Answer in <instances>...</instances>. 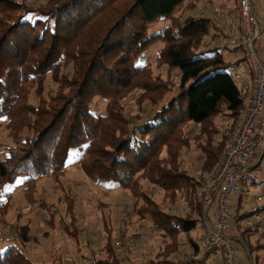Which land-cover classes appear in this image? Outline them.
<instances>
[{
  "label": "trees",
  "instance_id": "1",
  "mask_svg": "<svg viewBox=\"0 0 264 264\" xmlns=\"http://www.w3.org/2000/svg\"><path fill=\"white\" fill-rule=\"evenodd\" d=\"M185 4L186 0H47L33 5L29 0H0L2 228L8 225L13 185L23 179L28 204L40 201L44 208L37 196L39 181L52 177L59 183L66 176L71 153L79 150V166L94 184L130 192L135 215L170 240L159 254L162 261L134 264H207V255L196 258L200 245L191 234L203 222L206 182L202 177L218 168L240 127L246 100L228 69L244 63L246 57L226 62L222 56L226 49L203 46L213 31L215 38L221 29L205 16L181 20L176 14ZM162 21L169 25L151 33ZM161 42L156 61L160 68L166 67L165 78L153 76L151 65H135ZM62 63H72L71 75L61 74ZM49 74L63 90L47 98L41 94L39 103L32 105L31 92ZM137 92L140 108L149 102L154 109L149 118L135 117L132 124L123 102ZM95 98L107 102L105 114L94 113ZM219 116L224 117L225 129L215 122ZM196 129L201 139L200 178L184 167L182 159ZM2 132L9 143L1 142ZM145 183L169 194L172 206L182 199L190 212L179 216L165 210L149 195ZM72 208L71 202L66 209L71 219L66 232L71 236L78 231ZM57 214L54 211L52 218ZM241 217L234 216L235 221ZM105 231L104 258L93 257L92 263L123 264L106 225ZM248 232L242 233L244 240ZM126 234L122 233L121 246L127 244ZM183 234L193 254L169 259L175 252L173 243ZM0 264L36 262L25 245L14 242L0 247Z\"/></svg>",
  "mask_w": 264,
  "mask_h": 264
},
{
  "label": "rangeland",
  "instance_id": "2",
  "mask_svg": "<svg viewBox=\"0 0 264 264\" xmlns=\"http://www.w3.org/2000/svg\"><path fill=\"white\" fill-rule=\"evenodd\" d=\"M33 5L43 4L47 0H29ZM239 0H186V4L176 14L181 20L186 17L205 16L213 20L214 24L219 25L216 32L218 37L212 34L205 39L203 46L209 45V48H224L225 33L220 26L225 28L231 23L238 24ZM191 4L189 8L188 5ZM255 9L257 15L262 20L264 17V0H256ZM169 22L162 21L151 33H158L164 30ZM215 39L212 41V39ZM163 43L156 44L149 48L147 53L136 60L135 65H151L153 76L159 75L161 78L166 77V67L160 68L157 65V57ZM261 60L264 61V41L255 44ZM240 52L222 50L224 60L233 62L241 57ZM72 63L70 65L62 63L61 74L71 75ZM237 87L239 83L235 82ZM63 90V87L52 80V75H46L31 92L29 101L32 105H37L41 94L46 98ZM138 93L131 94L123 102L125 105V117L129 118L132 124H136L135 117L143 119L149 118L154 106L149 102L142 104L143 109L137 104ZM96 115L105 114L107 111V102L101 98H95L92 104ZM224 117L219 116L215 120L221 128H226L223 122ZM240 124V122H239ZM199 129L195 130L194 139L190 150L183 151V164L188 171L200 178L201 139L197 138ZM2 143H9L6 133L2 132ZM229 142V141H228ZM228 145V144H227ZM226 145V146H227ZM226 149V148H225ZM81 153L75 150L71 153L70 162L66 170V176L57 183L52 177L42 178L38 183V198L45 203L41 208L42 202L38 201L35 205L28 204L24 197V188L21 187L20 179L16 185H13L12 205L8 211L6 228L0 226V238L3 242L0 247L6 244L16 242L20 247L25 245L27 254L30 255L36 264H93V257L104 258L105 250L103 249L106 241L105 225L111 231L114 240V247L123 264L140 263L145 260H153L155 263L162 261L159 254L164 251L166 245L170 243L168 236L162 232L155 231L154 227L145 220H140L134 213L133 203L135 202L130 192L111 185L97 186L79 166ZM256 173V171H254ZM206 174L202 179L206 182ZM264 177V171L256 173ZM145 188L149 195L152 196L165 210L179 216H184L190 212L189 208L181 199L176 206L170 205L169 194H166L158 187L145 183ZM249 201H246L245 208L242 212L250 209L256 204L255 197L264 192L263 185H251ZM264 197V195H263ZM72 202V214L75 213L77 232L73 236L66 232L71 219L66 209ZM202 217L204 216V206L202 205ZM260 206V204H259ZM258 206V207H259ZM70 210V209H69ZM57 212L55 219L52 214ZM236 211V207H234ZM258 221L255 216H250ZM53 219L52 225L48 221ZM204 221V219H203ZM203 222L191 234L192 240L203 248V239L207 234L201 226ZM237 222H235L236 224ZM236 227L235 225H233ZM233 227V228H234ZM127 231L126 241L133 238L137 244V249L133 251L127 245L121 246L122 233ZM264 232L261 235H254L247 238V244L235 240L238 264H264ZM249 237V236H248ZM121 241V242H120ZM178 245V246H177ZM174 251L169 259H181L186 255L193 254V247L190 245L188 237L183 234L180 241L173 243ZM180 246V249H179ZM250 247V248H249ZM201 254V253H200ZM200 254L196 258H200ZM167 258V259H168ZM207 258V257H206ZM217 261L223 260L220 257ZM224 264V263H223Z\"/></svg>",
  "mask_w": 264,
  "mask_h": 264
},
{
  "label": "built area",
  "instance_id": "3",
  "mask_svg": "<svg viewBox=\"0 0 264 264\" xmlns=\"http://www.w3.org/2000/svg\"><path fill=\"white\" fill-rule=\"evenodd\" d=\"M255 4L256 0H239L238 24L231 23L226 28L221 26L227 30L224 49L243 52L248 63L228 69L229 75L239 83L246 101L237 133L227 145L218 168L205 179L202 197L204 221L201 226L207 234L200 258L207 255V262L220 257L224 264H238L231 201L246 185L264 182V177L256 175L249 164L264 149V61L255 48L258 41H264V22L257 15ZM256 169L264 170V166L259 165ZM260 207L254 208L252 213L259 222H264V212H259ZM126 245L133 251L137 249L133 238Z\"/></svg>",
  "mask_w": 264,
  "mask_h": 264
},
{
  "label": "crops",
  "instance_id": "4",
  "mask_svg": "<svg viewBox=\"0 0 264 264\" xmlns=\"http://www.w3.org/2000/svg\"><path fill=\"white\" fill-rule=\"evenodd\" d=\"M234 52H236V51H234ZM241 54H242L241 57L239 59L234 60L233 63L240 61L241 58H244V53L241 52ZM244 63L246 64L247 61H245ZM249 164L254 168L253 170L256 171V173L261 174L264 170H261V169L257 170L256 168L259 165L264 166V149L262 150V152L260 154L257 155V157L252 158L250 160ZM261 185H263V184H261ZM250 186L251 185H246V187H243L241 190H239L238 195L236 197H234L233 200L231 201V210H232L233 216L242 215L239 222H237L236 224L234 223V225L236 227L233 226L234 228L232 229V231H234V242L236 240L238 242L244 243V241L247 242V238H250V236L261 235V233L264 232V223H261V222L256 221V220H254V222H253V220H251L252 218L250 217V215H248L247 217H243V216L251 213L254 208H257L259 206V204L261 206H264V197H263L264 192H263L262 194H259V196H256L254 198L256 204L250 209V211L247 210L245 212H242L245 208L244 206H245L246 201H249V199H250L249 197H251L250 196V192H251ZM263 187H264V185H263ZM234 207H236V211H234ZM209 216L212 219V221H214L215 218L213 217L212 213H210ZM251 216L253 217L254 215L252 214ZM245 229L249 230V232L246 235V240H244V237L242 236V233L244 231H246ZM207 264H223V263L221 261H217L215 258V259H212L209 262H207Z\"/></svg>",
  "mask_w": 264,
  "mask_h": 264
}]
</instances>
